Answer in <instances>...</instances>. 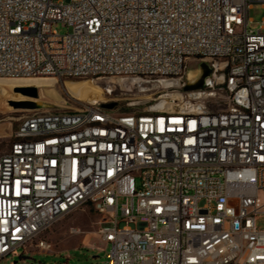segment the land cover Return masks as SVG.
Returning a JSON list of instances; mask_svg holds the SVG:
<instances>
[{
  "label": "built area",
  "instance_id": "obj_1",
  "mask_svg": "<svg viewBox=\"0 0 264 264\" xmlns=\"http://www.w3.org/2000/svg\"><path fill=\"white\" fill-rule=\"evenodd\" d=\"M253 3L264 8L0 0V76L102 86L101 99L33 111L10 133L0 260L49 248L40 235L87 204L110 245L104 264H264V17L251 28ZM191 63L209 73L187 90Z\"/></svg>",
  "mask_w": 264,
  "mask_h": 264
},
{
  "label": "rangeland",
  "instance_id": "obj_2",
  "mask_svg": "<svg viewBox=\"0 0 264 264\" xmlns=\"http://www.w3.org/2000/svg\"><path fill=\"white\" fill-rule=\"evenodd\" d=\"M66 1L52 0L53 3ZM248 14L253 20L251 28H257V22L264 17V8L259 3H253ZM53 28L59 34L69 31L67 27L60 24H55ZM189 69L197 70L192 83L206 72L205 69H201V64L191 63ZM43 77L52 78V76ZM82 80L92 79H57L54 87H35L37 96L32 98L40 100L38 102L41 104L40 110L62 111L76 108L86 101L71 96L66 89V83ZM3 100V106L0 108V135H3L0 137V154L6 150L10 133L16 129L21 120L31 112L37 111L16 109L13 106V103L23 101L11 100L8 97H4ZM100 223L101 215L91 205L79 206L40 235V239L50 245L49 248L41 249L33 243L25 250L18 248L14 254L1 259L0 264H104L110 245L105 244L100 238ZM107 225L112 226L113 223L109 222ZM258 225L264 228V219H260Z\"/></svg>",
  "mask_w": 264,
  "mask_h": 264
},
{
  "label": "bare ground",
  "instance_id": "obj_3",
  "mask_svg": "<svg viewBox=\"0 0 264 264\" xmlns=\"http://www.w3.org/2000/svg\"><path fill=\"white\" fill-rule=\"evenodd\" d=\"M197 75V71H188V77L192 80ZM57 79L54 77L43 76H18L8 77L0 76V108L3 106L4 97L17 101H37L39 99L32 98L16 91V88L25 87H54ZM66 89L68 93L82 101L93 102L102 98V86L93 80H82L78 82H67ZM3 136V135H2ZM0 135V137H2Z\"/></svg>",
  "mask_w": 264,
  "mask_h": 264
},
{
  "label": "water",
  "instance_id": "obj_4",
  "mask_svg": "<svg viewBox=\"0 0 264 264\" xmlns=\"http://www.w3.org/2000/svg\"><path fill=\"white\" fill-rule=\"evenodd\" d=\"M201 69H205L206 72L195 82H189L185 89H195L198 88L202 84V79L209 73V69L207 66L202 63L201 64ZM16 91L21 92L24 95L30 96V97H36L37 96V91L35 87H25V88H16ZM13 106L16 109H22V110H40L41 109V104L35 101H23V102H18V103H13ZM105 108H112L114 106V103H108L103 105Z\"/></svg>",
  "mask_w": 264,
  "mask_h": 264
}]
</instances>
